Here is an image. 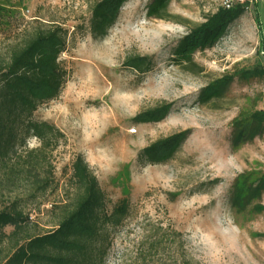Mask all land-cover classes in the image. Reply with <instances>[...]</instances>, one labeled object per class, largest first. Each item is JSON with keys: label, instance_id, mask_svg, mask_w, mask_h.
Returning <instances> with one entry per match:
<instances>
[{"label": "rangeland", "instance_id": "obj_1", "mask_svg": "<svg viewBox=\"0 0 264 264\" xmlns=\"http://www.w3.org/2000/svg\"><path fill=\"white\" fill-rule=\"evenodd\" d=\"M97 1L0 0V61L38 28L66 32L58 57L65 84L33 113L63 135L47 157L50 187L27 199L26 189L0 170V207L20 199L31 230L48 231L57 219L53 207L66 200L71 164L81 155L108 212L128 200L126 216L108 232L104 264H264V211L251 205L236 213L230 205L237 179L250 183L264 174V127L253 140L232 144L235 118L264 110V78L237 76L261 63L247 14L251 3L212 48L193 54V65H177V42L222 0H168L162 18L147 14L151 0H126L100 39L90 31ZM135 56L149 58L151 66L145 72L126 66ZM222 77L233 78L222 97L201 102L203 89ZM163 104L172 107L162 121L134 122ZM184 131L187 138L170 159L148 164L139 158L155 142ZM37 145L29 137L15 149ZM257 203L264 207V191Z\"/></svg>", "mask_w": 264, "mask_h": 264}, {"label": "trees", "instance_id": "obj_2", "mask_svg": "<svg viewBox=\"0 0 264 264\" xmlns=\"http://www.w3.org/2000/svg\"><path fill=\"white\" fill-rule=\"evenodd\" d=\"M126 0H98L91 10L90 31L94 38H103L114 24ZM168 0H151L147 14L162 18ZM245 4L230 9L222 6L206 15L204 21L189 29L176 44L173 58L177 65H193V54L212 48L231 24L245 12ZM66 32L59 26L38 28L27 34L0 61V170L12 183L26 189L27 199L43 195L50 187L51 164L47 157L63 138L53 125L37 121L33 113L39 104L56 99L65 84L66 72L58 57L65 50ZM125 65L145 72L151 61L147 57H130ZM239 78H264V61L239 71ZM232 77H222L202 91L205 103L222 97ZM172 105L163 104L134 117L137 124L157 123L170 112ZM249 126L246 129L245 126ZM237 132L232 144L251 141L262 132L264 110L255 111L248 118H235ZM180 132L159 140L140 152V159L159 164L170 159L187 138ZM32 137L38 145L16 152L25 140ZM16 159L11 162V158ZM264 191V174L254 182L235 181L230 205L236 213L252 206L254 212L264 211L257 202ZM20 199L0 207V264H104L108 250V232L117 227L128 212V200L120 199L107 211V199L84 158L77 155L71 164L69 191L61 205H55L57 219L44 233L31 230V222L24 213ZM9 228V231L6 229ZM178 236V235H176Z\"/></svg>", "mask_w": 264, "mask_h": 264}, {"label": "crops", "instance_id": "obj_3", "mask_svg": "<svg viewBox=\"0 0 264 264\" xmlns=\"http://www.w3.org/2000/svg\"><path fill=\"white\" fill-rule=\"evenodd\" d=\"M250 2V9L247 14L257 39L261 60L264 61V0H250Z\"/></svg>", "mask_w": 264, "mask_h": 264}, {"label": "built area", "instance_id": "obj_4", "mask_svg": "<svg viewBox=\"0 0 264 264\" xmlns=\"http://www.w3.org/2000/svg\"><path fill=\"white\" fill-rule=\"evenodd\" d=\"M251 3L250 0H222L221 2V6L225 9H230L231 7H233L236 4H245V3Z\"/></svg>", "mask_w": 264, "mask_h": 264}]
</instances>
